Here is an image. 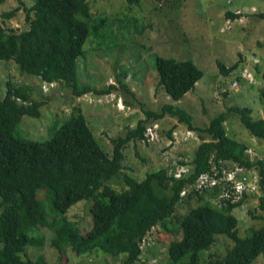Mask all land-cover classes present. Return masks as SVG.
<instances>
[{"label":"trees","instance_id":"1","mask_svg":"<svg viewBox=\"0 0 264 264\" xmlns=\"http://www.w3.org/2000/svg\"><path fill=\"white\" fill-rule=\"evenodd\" d=\"M18 9L17 6L2 16L10 18ZM25 9V28H4L0 24V58L13 59L23 74L38 76L42 91L43 81H56L54 87L43 91L45 94L59 83L70 88L76 97L87 93L105 95L115 89L113 85L96 87L81 79L78 60L90 34L89 0H33ZM257 16L264 19V12ZM154 62L157 85L175 101L192 90L202 76V70L190 58L157 55ZM217 63L226 73L236 66V62L229 66L219 60ZM120 87L129 91L123 83ZM45 103L46 99L33 97L31 86L7 79L0 98V264H48L41 256L33 258L26 253L27 246L44 244L43 227L52 232L51 243L61 254L67 246L77 253L99 247L112 255L123 253L119 264H131L139 258L142 238L151 227L171 217L176 205L188 204L194 198L203 204L190 207L177 218L181 236L168 244L172 262L187 254V264H198L201 252L209 249L220 233L229 237L232 244L222 255L215 256L212 264H251L264 254V215L259 227H250L249 234L240 235L232 213L248 198L231 204L218 199L219 187L202 193L192 188L199 174L209 168L210 158L215 162L228 161V168H233L232 163L246 170L258 168L262 192L259 208L264 211V160L251 161L246 145L231 138L223 125L227 112L233 111L250 134L264 140V118H252L249 108L235 105L213 117L209 125L200 127L174 103H165L160 111H154L139 102L145 116L134 127H128L123 136L111 138L113 147L108 155L82 112H73L44 140L16 136L14 131L21 116L40 117ZM166 115L198 131L202 139L194 150L189 173L175 180L169 176L168 168H161L146 173L139 181L127 174L123 180L125 189L120 192L108 187L107 182L118 177L123 167L125 145L130 141L143 142L146 124ZM172 131L168 132L171 139ZM42 188L48 191L42 199L46 209L38 197ZM183 190L186 192L180 197ZM48 196L51 205H47ZM82 201L90 203L92 215V224L84 231L66 216L71 206Z\"/></svg>","mask_w":264,"mask_h":264},{"label":"rangeland","instance_id":"2","mask_svg":"<svg viewBox=\"0 0 264 264\" xmlns=\"http://www.w3.org/2000/svg\"><path fill=\"white\" fill-rule=\"evenodd\" d=\"M32 3L33 0L0 1L1 26L25 28V8ZM89 3L90 34L78 60L81 79L96 87L113 85L115 89L105 95L87 93L76 97L70 88L59 83L55 90L45 94L40 89L38 76L23 74L13 59L0 58V98L10 79L15 84L31 86L35 99H46L40 117L21 116L14 131L16 136L44 140L73 112H82L97 141L110 155L111 138L123 136L128 127H134L145 116L139 102L145 109L154 111H160L165 103H174L185 109L191 122L200 127L209 125L213 117L235 105L249 108L252 118H264V19L257 16L264 12V0H138L134 3L89 0ZM17 6L19 9L12 17L2 16ZM227 13L238 15L232 17ZM157 55L190 58L202 70L195 87L181 99L173 100L157 85L154 62ZM218 60L225 66L236 62V66L226 73L219 68ZM244 68H247L246 74L251 72V79L241 75ZM233 79L237 84L232 88ZM120 83L129 91L121 88ZM238 117L233 111L227 112L223 122L226 133L246 145L251 161L264 160V140L250 134ZM156 122L160 123V128L162 124L161 139L154 143L138 140L126 144L123 167L118 177L107 182L108 187L120 192L125 189L123 180L127 174L139 181L148 172L175 168L182 161H191L196 146L202 141L198 131L193 130V136L186 140L169 144L171 129L189 128L170 115ZM203 135L209 138L208 134ZM253 170L259 174L258 168ZM257 191L258 195L232 210L240 235L249 234L250 227H259L262 223L260 185ZM45 193L48 194L47 189H39L38 197L42 200ZM42 204L46 209L43 200ZM48 204L51 205L50 196ZM197 204L203 202L194 198L188 204L176 205L171 217L152 226L142 241L139 258L131 264H187V254L172 262L168 244L181 236L177 218ZM89 205L88 201L79 202L66 213L82 231L92 224ZM43 228L46 229L44 244L29 245L26 253L33 258L41 256L48 264H119L122 259L123 253L112 255L99 247L77 253L67 246L61 254L51 243L52 232ZM231 244L226 235H216L211 247L201 252L198 264H212L215 256L222 255ZM251 264H264V254Z\"/></svg>","mask_w":264,"mask_h":264},{"label":"built area","instance_id":"3","mask_svg":"<svg viewBox=\"0 0 264 264\" xmlns=\"http://www.w3.org/2000/svg\"><path fill=\"white\" fill-rule=\"evenodd\" d=\"M246 69H242L241 75L244 77L251 76L248 71L246 74ZM236 79H233L231 87H236ZM55 86L53 81H43L42 89L44 92L48 91L50 88ZM143 142L144 143H154L161 139L160 124L157 122H150L145 126L143 132ZM193 136V130L190 129H180L176 128L172 131V139L169 137V144L178 143L181 140H186ZM188 161V160H187ZM188 164H178L175 168L171 167L169 170V176L175 180H179L183 177V174L189 173L191 163ZM234 162V161H232ZM229 163L226 160L213 161L212 158L209 160V168L199 174L195 179L192 188L198 193H202L205 190H212L215 187L221 189L219 200H227V202L234 204L240 199L245 197L253 196L259 194L258 188V173L255 170H246L244 166L238 165L237 163H232L233 168H228L226 164ZM186 190L180 193V197L185 194ZM146 237L142 238L145 241Z\"/></svg>","mask_w":264,"mask_h":264},{"label":"clouds","instance_id":"4","mask_svg":"<svg viewBox=\"0 0 264 264\" xmlns=\"http://www.w3.org/2000/svg\"><path fill=\"white\" fill-rule=\"evenodd\" d=\"M53 82H56V81H53ZM258 177H259V174H258ZM256 195H258V194H256ZM251 196H249V197H245V198H250Z\"/></svg>","mask_w":264,"mask_h":264}]
</instances>
